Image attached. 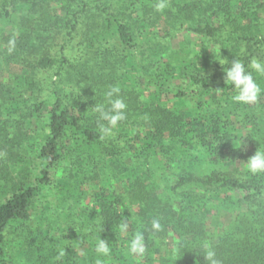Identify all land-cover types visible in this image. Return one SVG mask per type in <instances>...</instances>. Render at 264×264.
Listing matches in <instances>:
<instances>
[{"label":"trees","instance_id":"trees-1","mask_svg":"<svg viewBox=\"0 0 264 264\" xmlns=\"http://www.w3.org/2000/svg\"><path fill=\"white\" fill-rule=\"evenodd\" d=\"M156 2L0 0V264H96L100 238L103 264H206L205 245L219 264H264V173L245 164L264 150V74L248 68L264 61V0ZM75 34L76 57L70 40L54 53ZM234 59L261 88L254 103L232 99ZM51 69L70 96L44 88ZM113 86L127 118L101 140L93 108ZM212 209L237 214L212 231ZM137 231L143 257L127 252Z\"/></svg>","mask_w":264,"mask_h":264},{"label":"clouds","instance_id":"clouds-1","mask_svg":"<svg viewBox=\"0 0 264 264\" xmlns=\"http://www.w3.org/2000/svg\"><path fill=\"white\" fill-rule=\"evenodd\" d=\"M168 7V0H157L155 3V10L162 12ZM15 48V39H11L8 42V51L11 53ZM223 65L222 61H219ZM248 68L255 70L257 73L264 74V61L257 58H253ZM225 80L229 85H233L236 91V95L232 98L237 103L251 104L258 100L261 94V88L254 81L252 73L248 71L243 61L234 59L231 61V66L225 70ZM120 87L113 86L105 94L107 98L108 107L105 105L96 104L93 111L98 113V126L100 131V139L103 140L106 137L113 135V129H115L119 122L126 120V108L127 105L124 99L119 95ZM102 121V122H101ZM106 122V123H103ZM247 170L252 174L264 173V150L260 148L254 155L248 158L245 162ZM129 228L128 223H122L120 225L121 231H127ZM151 229L153 232H159L162 230V225L158 219H153L151 222ZM95 252L97 253L96 264H103V261L99 258L101 256H109L111 249L109 242L106 239H98L95 245ZM128 255L134 257H143L146 253L145 236L142 232L137 231L127 246ZM64 252H60V256H63ZM204 260L206 264H219L216 258L215 250L209 246H204Z\"/></svg>","mask_w":264,"mask_h":264},{"label":"rangeland","instance_id":"rangeland-1","mask_svg":"<svg viewBox=\"0 0 264 264\" xmlns=\"http://www.w3.org/2000/svg\"><path fill=\"white\" fill-rule=\"evenodd\" d=\"M262 10L263 9H261V12H262ZM262 16L264 17V12H262ZM180 33L181 34H179V33L175 34L174 43H177L184 35H186V33H184V31L183 32L180 31ZM194 39H196L199 42L202 38L197 36ZM65 40H70L66 44V47H67L66 52L68 53V56L70 58L76 57L80 53V48L83 47V45L81 44L82 38L77 34L72 36L71 39H69L68 36H65V35L61 36V38L57 41L58 45L55 47L54 53H58V51L61 48V45L64 43ZM188 46H189L188 49H190V50H193V49H195V47H197V46H195V43L193 45H188ZM218 47H219V44L216 42L212 41L209 43V48H211V49H215ZM257 59H259V58H257ZM7 70L8 71H6L7 72L6 81L12 83L14 81L17 73H20L21 67L19 65H11V67H9ZM1 79L4 80V77H1ZM39 79L43 83V86L45 89L51 88L53 86V84L55 85V82L56 83L58 82L57 86L64 91L65 96H70L71 92L74 90L73 87L70 86V84L59 82V78L56 76V70L55 69L40 72ZM49 200L55 204L57 203V201L53 198V196L49 197ZM43 201L44 200H42L41 202H39L37 204L36 209L42 210V208L45 204V203H43ZM54 209H55V207L52 206V210H54ZM54 212H55L56 217H58V211L55 210ZM236 214H237V210H232V211L227 210L226 211L225 209H212V211L210 213H208L207 222H208V225L212 231L215 228H216V231H218V230L223 231L224 228L228 227V225L233 220V218L236 217ZM217 238L218 237H216V236H212L211 240H216Z\"/></svg>","mask_w":264,"mask_h":264}]
</instances>
